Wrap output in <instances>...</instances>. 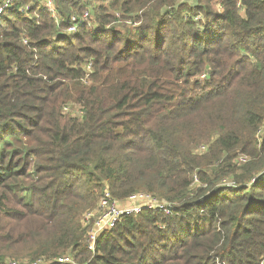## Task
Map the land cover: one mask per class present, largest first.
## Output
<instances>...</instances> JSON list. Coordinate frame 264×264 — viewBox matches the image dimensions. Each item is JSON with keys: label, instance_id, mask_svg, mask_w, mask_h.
I'll return each instance as SVG.
<instances>
[{"label": "trees", "instance_id": "1", "mask_svg": "<svg viewBox=\"0 0 264 264\" xmlns=\"http://www.w3.org/2000/svg\"><path fill=\"white\" fill-rule=\"evenodd\" d=\"M34 1L0 0V264H262L264 0ZM105 190L172 215L91 252Z\"/></svg>", "mask_w": 264, "mask_h": 264}, {"label": "built area", "instance_id": "2", "mask_svg": "<svg viewBox=\"0 0 264 264\" xmlns=\"http://www.w3.org/2000/svg\"><path fill=\"white\" fill-rule=\"evenodd\" d=\"M11 0H8V3ZM39 4L42 8L48 10L52 17L61 22L58 11L56 9L55 0H35L33 2ZM28 9V8H26ZM26 9H23L26 11ZM93 12L88 10L84 15L71 16L70 27L68 29V34L77 33L79 28L82 26L92 23ZM90 68V66H89ZM203 150V149H202ZM248 158L244 155H240L237 159L239 164H245ZM198 176H194V186L199 184ZM127 204L121 205L119 201L114 199L108 190L104 191L99 204L95 210L86 212L82 217V223L84 226L89 228L88 232V249L94 252L96 249V241L106 231L112 230L114 226L119 223L122 217L131 214L141 213L144 209L149 210H161L167 215H172L173 207L171 204L165 201L159 200L151 195L147 194H135L132 195L128 200H125ZM144 202V203H143ZM131 204V206H130ZM70 257L60 258L58 261L61 264L72 263ZM31 264H45L42 260L35 261ZM47 264V263H46ZM264 264V261L262 262Z\"/></svg>", "mask_w": 264, "mask_h": 264}, {"label": "rangeland", "instance_id": "3", "mask_svg": "<svg viewBox=\"0 0 264 264\" xmlns=\"http://www.w3.org/2000/svg\"><path fill=\"white\" fill-rule=\"evenodd\" d=\"M178 2L188 3V4L192 5V6H195L196 3H197V0H178ZM200 185L201 184L199 183V184L195 185L194 188H196V187H198ZM120 203H121L122 206H124L125 204H127L126 201H123V202H120ZM130 206H131V204H130Z\"/></svg>", "mask_w": 264, "mask_h": 264}]
</instances>
